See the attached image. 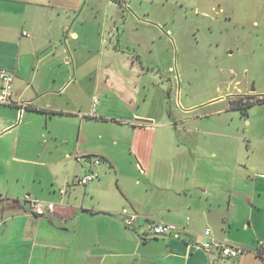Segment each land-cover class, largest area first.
Segmentation results:
<instances>
[{
    "label": "crops",
    "instance_id": "1",
    "mask_svg": "<svg viewBox=\"0 0 264 264\" xmlns=\"http://www.w3.org/2000/svg\"><path fill=\"white\" fill-rule=\"evenodd\" d=\"M75 1L0 0V69L14 72V98L29 104L23 110L0 104L5 263L17 264L19 254L34 264H264V125L249 108L233 105L263 103L264 90L258 93L248 83L240 88L236 81L226 106L231 110L214 111L205 126L194 115L198 107L181 109L178 98L150 95L154 84L168 87L147 80L152 64L143 58L144 39L137 57L112 46L101 52L123 57L111 73L126 71L124 79L102 78L99 72L89 80L81 56L92 49H84L77 61L70 47L81 46L91 19L79 15ZM224 12L203 14L234 45L244 37L227 36ZM174 86L171 82V92ZM89 156L110 165H94ZM90 170L99 177L79 182ZM32 198L54 209L38 217ZM134 213L140 218L128 226L127 214ZM147 218L177 229L148 234ZM207 228L222 242L245 249L224 257L219 248H203Z\"/></svg>",
    "mask_w": 264,
    "mask_h": 264
},
{
    "label": "rangeland",
    "instance_id": "2",
    "mask_svg": "<svg viewBox=\"0 0 264 264\" xmlns=\"http://www.w3.org/2000/svg\"><path fill=\"white\" fill-rule=\"evenodd\" d=\"M76 3L79 15L85 17V21L91 19L86 23L88 28L82 35L81 46L71 42L70 47L77 61L81 53L92 49L91 54L81 56L89 80L96 79L99 72L102 78L124 79L120 75H129L126 71L117 72L118 76L111 73L116 64L122 65L123 57L109 51L101 55V52L112 46L119 50L125 48L137 57L135 49L142 47L139 42L144 39L147 42L143 58L152 64L147 80L158 79L168 87L163 91L160 85L155 87L153 83L150 95H161L168 101L170 96L178 98L181 109L191 105L198 107L194 115H198L205 126L215 118L214 111L231 110L226 106L232 100L229 89L236 81L241 82L240 88L248 83L257 92L264 90V0H77L73 5ZM211 4L216 12L220 8L225 11L222 15L227 18L222 17V25L227 36L235 38L240 34L243 39L231 45L220 35L219 23L211 22L203 14L214 15ZM134 17L153 26L138 25ZM158 32L168 36L170 41ZM171 82H176L172 92ZM220 97L225 99L217 101ZM249 111L261 118L260 125H264V101L253 103ZM18 257L17 264H34L26 256L18 254ZM8 259L2 247L0 261L6 264Z\"/></svg>",
    "mask_w": 264,
    "mask_h": 264
},
{
    "label": "built area",
    "instance_id": "3",
    "mask_svg": "<svg viewBox=\"0 0 264 264\" xmlns=\"http://www.w3.org/2000/svg\"><path fill=\"white\" fill-rule=\"evenodd\" d=\"M14 80L15 74L13 71L7 68L0 69V104L5 105H15L19 104L21 110L27 107L29 104L27 102H18L14 98ZM98 99H94L93 103L96 104ZM94 165L105 163L110 165L109 162L104 161L100 156L89 157ZM99 172L96 170H90L88 173L83 175L78 179L79 182L87 184L92 180L99 177ZM31 208L34 210L38 217H45L51 210L54 209V204L46 203L39 198L29 199ZM140 216L138 214H127L126 224L128 226H134L139 220ZM148 220L145 222V232L154 236L171 234L176 231L177 227L171 223L166 222H156L153 220ZM205 239L201 243V246L205 249H211L212 247L219 248L224 257H237L244 249L243 246H237L222 242L221 240L215 238L212 234L211 228H207L204 231ZM263 243V242H262Z\"/></svg>",
    "mask_w": 264,
    "mask_h": 264
},
{
    "label": "trees",
    "instance_id": "4",
    "mask_svg": "<svg viewBox=\"0 0 264 264\" xmlns=\"http://www.w3.org/2000/svg\"><path fill=\"white\" fill-rule=\"evenodd\" d=\"M243 100V98H242ZM241 100V101H242ZM262 101V99L259 100V102ZM236 104H239V109L243 110L244 112H246V110L253 104L252 101L250 100H244L242 102H233V105L237 106Z\"/></svg>",
    "mask_w": 264,
    "mask_h": 264
},
{
    "label": "bare ground",
    "instance_id": "5",
    "mask_svg": "<svg viewBox=\"0 0 264 264\" xmlns=\"http://www.w3.org/2000/svg\"><path fill=\"white\" fill-rule=\"evenodd\" d=\"M89 157H91V156H89ZM262 246H263V244H262Z\"/></svg>",
    "mask_w": 264,
    "mask_h": 264
}]
</instances>
